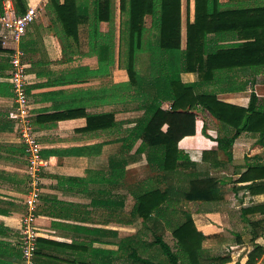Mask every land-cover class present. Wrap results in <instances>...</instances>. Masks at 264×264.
<instances>
[{
    "label": "crops",
    "instance_id": "obj_1",
    "mask_svg": "<svg viewBox=\"0 0 264 264\" xmlns=\"http://www.w3.org/2000/svg\"><path fill=\"white\" fill-rule=\"evenodd\" d=\"M24 1L27 6L38 5V17L28 26L18 47L27 64L32 126L41 147L40 155L46 161L37 206L39 235L34 263L83 264L86 260L96 264L99 258L113 262L119 241L128 238L125 234H129L137 220L142 221L136 216L130 223L134 202L131 186L161 175L148 166L146 152H136L141 140L132 147L128 142V131L143 109L133 110L129 103L115 102L114 98V85L128 80L126 71L118 67L119 0L114 4V51L110 48L104 52L106 60H111L112 54L115 58L108 71L107 65L98 66L96 50H89L86 18L77 25V42L60 39L55 32V15L46 3ZM219 1L224 8H237L232 4L238 1L245 2L243 7L256 5L254 0ZM7 2L15 9L13 0H1L0 7ZM193 20L194 0L181 1L184 46L186 22ZM144 22L149 27L151 16L146 15ZM99 27L104 34L110 23L102 21ZM8 54L0 52V59ZM142 59L146 60L147 55ZM180 78L184 83L198 81L196 72H183ZM1 81L8 82L5 77H0ZM200 90L214 92L218 100L242 108L248 106L252 94V107L260 114L250 112L251 115L258 118L264 113V69L238 67L216 71L212 79L202 80ZM170 105V101H164L162 108L168 109ZM130 111L138 115L128 119ZM109 113L118 121L116 128L107 116L104 128H85L87 116ZM15 116L13 94L0 95V264H19L20 218L29 179ZM203 125L206 132L202 131ZM165 128L166 125L162 129ZM263 129L264 121L255 123L252 130H243L231 148L224 150L218 148L217 139L229 134L230 129L206 115L205 119L196 118L194 134L177 142L188 158L178 168L181 187L190 178L218 179L217 200L189 203L195 206L190 208L194 224L210 242L215 234L218 239H226L223 232L232 222L240 251L246 250L237 264L245 262L246 254L255 245L263 248L256 264H264ZM159 184L165 186L164 182ZM203 242V247H207Z\"/></svg>",
    "mask_w": 264,
    "mask_h": 264
},
{
    "label": "trees",
    "instance_id": "obj_2",
    "mask_svg": "<svg viewBox=\"0 0 264 264\" xmlns=\"http://www.w3.org/2000/svg\"><path fill=\"white\" fill-rule=\"evenodd\" d=\"M13 3L17 14L27 8L24 0H13ZM114 4L115 0H47L46 7L55 15V32L60 39L77 42L79 21L85 18L89 21V50H96L98 66L107 65L108 71L109 65L115 62L113 54L111 60L104 58L106 49L114 51ZM118 4V67L126 71L128 80L114 85L115 102L136 103L133 110L143 109L141 117L128 131V142L132 147L140 139L136 152H146L148 166L161 172L155 178L131 186L134 202L130 223L136 216L142 218L140 229L149 221L164 223L175 240V247L160 234L154 235V243L166 258V264H226L231 258L228 254H213L203 247L205 235L196 228L189 209L190 202L217 200L218 179L190 178L181 187L178 168L188 158L177 142L195 133L197 117L205 119L208 115L230 129L229 134L217 139L218 148L224 150L231 148L243 130L250 131L255 123L264 121V113L258 118L250 113L255 112L252 94L248 106L242 108L218 100L214 92L200 90L202 80L212 79L216 71L238 67L264 69V4L224 8L219 0H194V20L186 22L184 48L181 46V0H119ZM146 15L151 16L149 27L144 22ZM102 21L110 23L104 34L99 27ZM0 52L9 51L0 45ZM143 53L147 55L146 60L142 59ZM9 69V57L0 59V77H8ZM183 72H196L198 81L182 82ZM12 94V85L1 81L0 95ZM164 101H170L168 109L162 108ZM106 116L116 128L118 121L110 113L87 116L85 128L93 125L104 128ZM202 131L206 132L204 125ZM131 238L119 241L113 262L99 258L96 264H119L124 258L130 264H162L142 256L138 244L130 242ZM262 253L263 248L255 245L243 264H256ZM83 264L89 262L83 260Z\"/></svg>",
    "mask_w": 264,
    "mask_h": 264
},
{
    "label": "built area",
    "instance_id": "obj_3",
    "mask_svg": "<svg viewBox=\"0 0 264 264\" xmlns=\"http://www.w3.org/2000/svg\"><path fill=\"white\" fill-rule=\"evenodd\" d=\"M192 1V0H181ZM46 3L47 0H42ZM38 17V5H29L26 10L17 14L10 3H3L0 11V45L8 49L10 69L5 79L12 85L16 110V130L28 166V188L23 200L24 210L20 218L19 264H35L38 228L36 226L37 206L40 199L42 169L46 161L40 155V144L33 130L31 106L27 93V64L18 47L28 26Z\"/></svg>",
    "mask_w": 264,
    "mask_h": 264
},
{
    "label": "rangeland",
    "instance_id": "obj_4",
    "mask_svg": "<svg viewBox=\"0 0 264 264\" xmlns=\"http://www.w3.org/2000/svg\"><path fill=\"white\" fill-rule=\"evenodd\" d=\"M253 3L257 4H264V0H254ZM252 3V4H253ZM236 4V5H235ZM245 2L238 1L233 2L232 6L235 7H242L244 6ZM184 38H181V40ZM182 46H184V43H181ZM145 53H143L144 55ZM15 101V100H14ZM129 108H134L136 106V103H129ZM131 113L129 115L128 119L135 118L138 114L136 112L130 111ZM127 115V114H126ZM193 205V204H192ZM195 206H189L190 208H194ZM191 210V209H190ZM232 221V220H231ZM230 221V222H231ZM143 222H139L137 220L136 224L131 227V230L128 238H131L132 244H138L139 246V252L142 256L149 257L150 259L154 261H159L162 264H166V258L162 255L161 250L158 248V246L154 243V235L160 234L162 238L169 244L171 247H175V240L171 236L170 231L164 226V223L161 222H154L149 221L146 222V226L142 227ZM225 233L226 239H218L217 234L213 235V239H211L210 242H207L206 239H204V245L207 246V248L211 251L213 254H228L230 258V262L233 260H237L235 264L238 263L239 258L245 254L246 250L240 251V245L238 243L237 237L234 235V227L232 222L230 225L226 228V230L223 232ZM212 237V236H211ZM125 238V237H124ZM211 243L212 246H208ZM246 243H251V241L246 238ZM228 262V264L230 263ZM119 264H130V261L126 260L124 258V261H119ZM227 264V263H226Z\"/></svg>",
    "mask_w": 264,
    "mask_h": 264
}]
</instances>
